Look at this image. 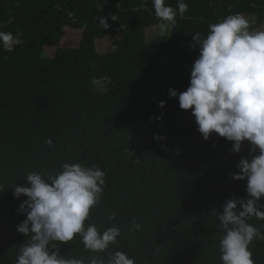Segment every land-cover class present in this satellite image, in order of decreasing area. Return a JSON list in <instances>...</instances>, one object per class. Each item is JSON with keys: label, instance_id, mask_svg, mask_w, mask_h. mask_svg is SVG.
Returning <instances> with one entry per match:
<instances>
[{"label": "trees", "instance_id": "obj_1", "mask_svg": "<svg viewBox=\"0 0 264 264\" xmlns=\"http://www.w3.org/2000/svg\"><path fill=\"white\" fill-rule=\"evenodd\" d=\"M167 3L177 7V0ZM185 3L188 11L170 24L171 34L148 41L147 30L160 23L151 0L146 6L142 0H0V30L24 41L11 52L0 47V264H16L28 239L17 231L27 197L15 198L13 187L27 185L32 172L55 174L65 162L106 173L102 200L85 223L101 231L117 224L121 236L104 253L87 250L79 236L56 242L61 255L88 264L121 250L135 264H223L224 233L212 212L247 197V181L231 174L242 157L252 158L251 145L245 141L235 153L234 142L216 133L205 140L170 89L189 86L197 32L205 37L209 24L236 13L256 17L250 31L264 27V0ZM99 17L111 27L103 29ZM65 27L81 30L79 45L43 58V48L59 45ZM122 31L127 35L120 39ZM106 36L113 50L100 54L96 41ZM105 75L111 84L100 95L91 80ZM133 218L139 230L131 227ZM248 222L264 233V221ZM249 248L255 264H264V241Z\"/></svg>", "mask_w": 264, "mask_h": 264}, {"label": "clouds", "instance_id": "obj_2", "mask_svg": "<svg viewBox=\"0 0 264 264\" xmlns=\"http://www.w3.org/2000/svg\"><path fill=\"white\" fill-rule=\"evenodd\" d=\"M151 2L162 33L176 23L178 14L184 16L188 11L185 0H177V7L167 0ZM142 6H146L145 0ZM111 19L116 21V15ZM98 23L103 29L111 27L106 17H99ZM208 29L205 37L199 32L193 36L199 56L189 86L183 92L170 89V97H178L181 109L191 110L205 140L216 133L234 142L231 151L235 153L245 141L251 145L252 158L242 157L239 171L231 174L234 180L247 181V197L228 199L222 211L213 210L212 214L224 233L219 248L223 264H255L249 246L255 239L264 241V233L248 221L251 217L264 221V30L250 31L249 21L241 13L209 24ZM23 43L20 33L0 30V47L5 51ZM110 84L106 75L91 80L100 95ZM165 103L161 101L159 106ZM156 139L165 138L158 135ZM105 176L98 166L65 162L55 174L32 172L25 177L27 185L13 187L15 198L27 197L19 207L26 219L17 231L28 239L21 244L16 264H85L82 259L61 255L56 243L66 244L77 236L94 253H104L118 243L121 229L117 224L101 231L95 224L85 223L102 200ZM109 219L115 220V214ZM131 227L139 230L141 225L133 218ZM88 264H135V260L115 250L108 252L106 259L91 257Z\"/></svg>", "mask_w": 264, "mask_h": 264}, {"label": "rangeland", "instance_id": "obj_3", "mask_svg": "<svg viewBox=\"0 0 264 264\" xmlns=\"http://www.w3.org/2000/svg\"><path fill=\"white\" fill-rule=\"evenodd\" d=\"M249 22L251 25H256V17L250 16ZM255 30H264V27L255 28ZM172 32V27L169 25V28L165 32H161L159 27L150 28L146 32V38L148 41H152L158 35H169ZM126 32L122 31L119 33V38H124L126 36ZM81 38V30L71 29L70 27H65L64 36L59 45H50L45 46L42 50L43 58H54L57 50L59 48H75L79 45V41ZM96 48L100 54H106L113 50L112 38L110 36H106L103 39H99L96 41Z\"/></svg>", "mask_w": 264, "mask_h": 264}]
</instances>
